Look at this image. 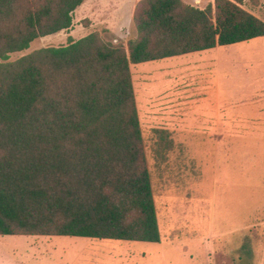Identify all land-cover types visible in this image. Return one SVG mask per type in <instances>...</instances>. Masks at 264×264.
Returning <instances> with one entry per match:
<instances>
[{
	"label": "trees",
	"instance_id": "1",
	"mask_svg": "<svg viewBox=\"0 0 264 264\" xmlns=\"http://www.w3.org/2000/svg\"><path fill=\"white\" fill-rule=\"evenodd\" d=\"M84 1L0 0V235L159 242L130 66L264 37V20L245 0H138L126 47L94 31L9 61Z\"/></svg>",
	"mask_w": 264,
	"mask_h": 264
},
{
	"label": "rangeland",
	"instance_id": "2",
	"mask_svg": "<svg viewBox=\"0 0 264 264\" xmlns=\"http://www.w3.org/2000/svg\"><path fill=\"white\" fill-rule=\"evenodd\" d=\"M137 1L85 0L74 11L71 30L35 39L27 49L10 54L9 61L94 31L126 47L137 35L133 23ZM183 2L205 8L213 0ZM243 7L264 20V0H245ZM199 57L214 58L218 82L233 86L231 114L223 105L205 100L198 105L205 117L218 120L226 111L232 119L244 112L264 117V103L260 113L251 104L244 111L242 104L252 98L241 101L237 96V84L244 81L264 90V37L130 66L160 241L0 235V264H264V139L260 148L248 144L242 155L237 146L236 156L229 160L222 138L195 131L191 109L197 104H191V87L198 74L192 72L189 60ZM156 130L166 132L169 149L160 146ZM245 151L248 170L239 172L241 165L245 168ZM227 162L232 163L229 172ZM246 172L247 187L236 180H243ZM246 189V206L245 198L242 207L236 206L234 197Z\"/></svg>",
	"mask_w": 264,
	"mask_h": 264
},
{
	"label": "crops",
	"instance_id": "3",
	"mask_svg": "<svg viewBox=\"0 0 264 264\" xmlns=\"http://www.w3.org/2000/svg\"><path fill=\"white\" fill-rule=\"evenodd\" d=\"M60 32L64 33L66 32V30L60 31ZM213 49H208L204 51H210ZM200 52H203V51H200ZM214 61H215L214 58H211V61H208L204 57L202 58L199 57L196 60H189V62L191 63L190 66H191L192 72L198 74L197 76L198 79L193 80V86L191 87L192 89L191 104H197V105H193V108L191 109L192 110L191 117H192V120L194 121L193 125L195 126V131L199 132L198 134L200 136H208L214 139L222 138L225 141L226 150H227L226 152H228L227 156L230 160V159H233L232 156H236L237 151L235 150L237 149L236 148L237 146L240 148L241 155L243 154V149L248 148V144H252L251 145L252 147L250 146L251 149L260 148L259 146L262 145L263 139H264V117L258 118V117L253 116L252 114H248L245 112L239 113V114L236 113V116L233 119L230 116L226 117L227 116L226 112L229 111L228 114L230 115L231 110L233 109L232 107L233 105V100H232L233 86L230 82L227 84L225 83L224 85H221L218 82L217 76H216L217 67H215V65L212 63ZM209 63H212V64H209ZM228 72L232 73L233 70H229ZM246 73H248V71H246ZM202 75H205V76L201 78ZM224 77L226 76L224 75ZM243 79L245 80L246 78H243ZM250 85L251 84L249 83V81H244L243 84H241L240 82V85L237 84V88H238L237 96L241 101L243 99L244 100L249 99V97L252 98L250 103L242 104L244 105L243 107L244 111L248 109L246 108L248 104H251L253 105L252 108L256 107V109H260L259 110V113H260V111L262 110L260 104L264 103V99H258V98H261L264 96V90L258 89V87L252 88ZM234 91H236V88H234ZM205 100L208 101L207 104L223 105L225 107V110L227 111L223 113L222 117L219 116L218 120L213 115L210 117H207V116L205 117V114L201 112L198 107V105L201 104L202 101H205ZM240 110L241 108L239 107V111ZM242 114L244 116H242ZM246 114L248 116H246ZM200 121H204V123L199 124ZM205 121L207 123L206 127L204 126ZM250 140L252 143L250 142ZM235 141H240V144L234 143ZM251 153H257V151L251 150ZM246 154H247V151L244 152V155L246 156L245 157L246 159L245 168L243 167V165H241L239 172L242 171L241 168H243L244 170H248L247 163L249 160ZM253 155L256 156V154H253ZM255 160H256L255 158H252V161H255ZM227 167H228V172H229V168L232 167V163L230 164L227 162ZM246 173H245L246 176L243 177V180L241 177L240 179H236V180H239L241 182L239 185H245L247 187L250 181H248V172ZM240 174L243 175V172ZM244 198H245V206H246L247 189L244 192L242 190L238 191L237 196L234 197L235 202H236L235 205L238 207L239 206L242 207ZM227 199L231 201L232 196H228Z\"/></svg>",
	"mask_w": 264,
	"mask_h": 264
}]
</instances>
